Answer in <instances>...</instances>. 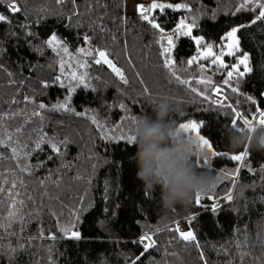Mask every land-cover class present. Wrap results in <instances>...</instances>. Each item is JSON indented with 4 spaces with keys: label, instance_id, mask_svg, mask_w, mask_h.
I'll return each mask as SVG.
<instances>
[{
    "label": "trees",
    "instance_id": "1",
    "mask_svg": "<svg viewBox=\"0 0 264 264\" xmlns=\"http://www.w3.org/2000/svg\"><path fill=\"white\" fill-rule=\"evenodd\" d=\"M8 2L12 0L0 4V14L8 17L0 22V264H131L143 251L134 241L148 232L155 245L139 264H264V152L248 150L245 161L252 170L244 168L239 174V181L247 185L240 201L225 199L233 185L224 181L206 193L219 205L216 211L194 200L187 209L164 210L159 191L146 195L136 178V165L129 160L135 147L114 138L130 135L131 118L152 115L153 104L167 97L173 106L170 118L177 125L203 122L202 134L214 150L228 154L210 157L212 166L198 167L216 176L222 170L233 172L237 162L228 156L245 150H233L224 136L234 114L213 103L215 93L195 81L210 79L221 88L222 102L253 122L258 119L257 110H264V21L250 23L258 12H237L243 0H155L187 3L188 10L155 9L151 15L167 33L183 16L189 23L195 19L198 27L193 34L213 44L217 54L231 27L248 25L237 36L253 70L239 79L234 76L229 85L223 81L230 68L220 69L210 60L188 65L187 60L203 49L188 37L176 40L171 57L177 75L190 81L183 85L164 67L161 44L166 46L167 41L158 44L159 31L140 19L136 10L125 11L124 6L132 8L136 0H64L63 4L16 0L19 13H12ZM52 34L66 43L68 55H58L44 43ZM85 36L90 40L86 42ZM79 48L107 51L128 83L107 65L95 64L96 51L85 57ZM224 59L228 65L236 62L234 57ZM85 61L87 67L81 68ZM73 72L87 73L91 87L77 85L71 79ZM69 86L75 91L70 93ZM191 87L204 91L208 99L191 92ZM232 87L239 91L233 93ZM66 100L73 111L54 107ZM91 116L103 127L93 124ZM41 135L56 143L59 153L48 140L37 149ZM13 147L19 150L17 159L12 158ZM25 165L30 171L21 172ZM10 212H14L11 218ZM183 218L195 241L182 240L169 225ZM179 228L187 231L185 224ZM74 230L79 238L71 236Z\"/></svg>",
    "mask_w": 264,
    "mask_h": 264
},
{
    "label": "snow or ice",
    "instance_id": "2",
    "mask_svg": "<svg viewBox=\"0 0 264 264\" xmlns=\"http://www.w3.org/2000/svg\"><path fill=\"white\" fill-rule=\"evenodd\" d=\"M57 3L63 4L64 0H56ZM75 0H73V3ZM0 4H5V0H0ZM7 8L12 13H19L21 12V7L18 6V3L16 0H12V2L7 3ZM189 9V5L187 3H177L175 5L171 3H158L153 0V2L145 6L143 4H137L136 5V12L139 13V18L146 21L152 28L157 29L160 33V39L157 40V43H161V41L166 40L167 44L166 46L161 44L162 51L161 55L165 56L164 60V67L171 73L173 77L177 80L178 83L183 85H190V81L187 79H181L175 69V61H173L171 57L172 49L176 47V40H178L181 37H188L190 38L195 45L198 48H202L203 50L198 53V55L193 56L189 60H187L188 65L195 64L198 60H210V64L214 66H218L220 69H227L230 68L231 71H227V79L223 81L224 85H229L235 76L237 79L244 77L247 73L251 72L253 69L249 66V55L247 52H243L241 49V41L237 36V33L241 31L242 29L246 28L248 25L245 23H241L238 27L233 26L230 28V30L225 34L224 37H222V41H224L220 46V51L217 54L213 51V44H205L204 37L203 36H197L193 34V29L198 27L196 20L192 19V21L189 23L187 22L189 20L188 16H183L179 23L175 25V27L172 29L171 33L165 32L164 28L161 26V24L156 22L155 16L151 15L152 10L159 9L161 12L166 11L168 9L178 10V9ZM247 10L249 13H257L255 14V18L250 21L251 24H256L258 21H264V0H243V3L239 5V7L236 9L237 12H242ZM8 20V17L4 14H0V22H5ZM85 41H89L90 37L85 36ZM49 48H51L54 52H56L58 55L60 52H63L65 55L69 54L68 47L66 43L60 39L55 34H52L48 40L44 42ZM93 51H96L98 58H94L95 64H104L107 65L108 68L114 73L124 84L128 83V80L125 76V73L121 70V68L117 67L116 64L109 58V55L107 51L104 50H89L85 48H79L77 49L78 53H81L85 57H92ZM225 57H234L235 63L228 65L225 63ZM60 67L63 69L65 66V61L63 59L60 60ZM131 63V61H129ZM79 66L81 68L87 67V62L80 63ZM240 66H243V70H240ZM199 68L201 71L205 70V65L203 63L199 64ZM87 73H83L81 75H77L75 72L71 73V79L77 82V85H83L85 88L91 87L89 83L86 82ZM56 81L59 82L61 80L60 76H57ZM143 83V81H141ZM196 84L205 85L209 88V91L212 93H215L216 99L213 100V103L219 104L221 107L227 106L231 109L232 113L234 114L233 119H231L230 126L237 127L238 130H248L252 131L254 130V127H264V110H257L258 113V119L253 122L252 118H247L245 115L241 114L239 111H237L234 107L231 105H226V102H222L220 100L221 95V88L214 85L213 82L208 78H200L195 81ZM47 87V85H45ZM191 92L196 93L197 95L204 97V99H208V96L205 94L204 91H201L197 89L196 87H191ZM75 87L69 86V92H74ZM145 91H147V88H145ZM231 91L233 93H236L239 91L238 88L232 87ZM247 100L251 101L253 104L256 103V101L253 99L251 95H248ZM25 100H28V97H25ZM70 100V96H69ZM39 107L42 109L45 107V105L41 104ZM57 110H64V111H73L70 106L68 100H66L63 103H58L54 106ZM121 108H124L125 105L121 104ZM77 115H81V113H76ZM34 116H39V112H34ZM93 124H96L98 127H103L99 121L97 120L96 116L90 117ZM132 122H135L136 118L132 117ZM242 121V126H241ZM179 130H182L185 134L193 133L199 142V146L201 148H205L209 154L210 157H224L228 154L223 151H216L214 150V144L210 142L209 139L205 138V136L202 134V128H203V122H197L195 120H189L187 122H181L177 125ZM20 129H17V132H19ZM103 138L105 139H113L111 136L105 135ZM115 139H121V140H127L128 144L133 143V137L131 135H120L114 137ZM11 138L9 137V141ZM46 140L51 144V148L54 152L59 153V148L57 147L56 143H53L44 135H41L36 143V148L39 149L41 144L44 143ZM0 143H3L2 140H0ZM18 152L19 150L15 147L12 148V158L17 159L18 158ZM30 155V153H25V156ZM249 155L247 148H245L244 151H241L239 153H233L232 155L228 156V158L231 161L237 162V167L233 172H228L226 170H222L218 179V183H222L224 181H230L231 184L234 186L236 183L239 182V174L242 169L247 168L249 171H251V166L247 164L245 161V158ZM201 161H197V165L199 166ZM203 164L207 165L209 164V160L202 161ZM21 172H27L30 171L28 166H24L20 168ZM261 172L264 173V166L261 167ZM21 184L23 181L21 180ZM16 187V184H13V188ZM217 188V184L212 187L210 191H214ZM209 191V192H210ZM208 193V192H207ZM205 194L197 193L194 198V203L197 205L202 204V196ZM209 200L214 199L213 197L209 196ZM225 199L228 201L232 200L231 192H229ZM13 205H15L16 201L13 198L12 199ZM219 208L218 204L213 203L211 209L213 211H216ZM14 212L9 213V217H13ZM159 231V229H157ZM179 233V237L187 242H192L196 240V236L191 231H182L178 227L175 229ZM71 236L75 238L80 237V233L78 231H71ZM137 244L142 245L143 251L140 253V255L135 256V258L132 260L131 264H139V261L143 257V255L155 245V241L153 238L148 235L144 234L141 235L137 241H134ZM197 247L199 245H196ZM242 255H244L242 253Z\"/></svg>",
    "mask_w": 264,
    "mask_h": 264
},
{
    "label": "clouds",
    "instance_id": "3",
    "mask_svg": "<svg viewBox=\"0 0 264 264\" xmlns=\"http://www.w3.org/2000/svg\"><path fill=\"white\" fill-rule=\"evenodd\" d=\"M172 110L170 100L161 97L153 104L152 115L137 118L130 129L135 152L129 160L136 165V178L146 195L159 191V204L164 210L187 209L197 193L206 194L219 179L198 167L197 161L209 160L210 154L199 146L195 136L178 129L170 118ZM224 136L233 150L264 152V127L248 131L229 126ZM246 190L245 183H236L231 201L243 199Z\"/></svg>",
    "mask_w": 264,
    "mask_h": 264
},
{
    "label": "rangeland",
    "instance_id": "4",
    "mask_svg": "<svg viewBox=\"0 0 264 264\" xmlns=\"http://www.w3.org/2000/svg\"><path fill=\"white\" fill-rule=\"evenodd\" d=\"M139 2H141V0H136V3H135V5L132 7V8H130V7H127L126 5H125V3H124V7H125V11H127V12H131V11H134V10H136V5L139 3ZM151 4V3H150ZM204 196H202V198H203ZM220 201V200H219ZM216 201L214 200V203H215ZM212 205V204H211ZM186 225V227H187V231H189V229H188V226H187V224H186V218H183V219H181V220H177L176 222H172V223H170L169 225L170 226H173V227H175V228H179V226L180 225ZM179 225V226H178ZM180 229V228H179ZM147 234H150V232H148ZM144 235V234H143Z\"/></svg>",
    "mask_w": 264,
    "mask_h": 264
},
{
    "label": "crops",
    "instance_id": "5",
    "mask_svg": "<svg viewBox=\"0 0 264 264\" xmlns=\"http://www.w3.org/2000/svg\"><path fill=\"white\" fill-rule=\"evenodd\" d=\"M241 126H242V121H241ZM200 165H203V166H212V164H211V158L209 159V164L205 165V164H203V163H200ZM209 196L212 197V195H210V194H205V195H204V197L202 198V204H201V205H211V204L214 203V199H212V200H209V199H208ZM175 222H176V221H175ZM173 223H174V222H173Z\"/></svg>",
    "mask_w": 264,
    "mask_h": 264
},
{
    "label": "water",
    "instance_id": "6",
    "mask_svg": "<svg viewBox=\"0 0 264 264\" xmlns=\"http://www.w3.org/2000/svg\"><path fill=\"white\" fill-rule=\"evenodd\" d=\"M262 96L264 97V93L262 94ZM74 231H77V230H74ZM79 232V231H78Z\"/></svg>",
    "mask_w": 264,
    "mask_h": 264
},
{
    "label": "built area",
    "instance_id": "7",
    "mask_svg": "<svg viewBox=\"0 0 264 264\" xmlns=\"http://www.w3.org/2000/svg\"><path fill=\"white\" fill-rule=\"evenodd\" d=\"M148 1V0H147Z\"/></svg>",
    "mask_w": 264,
    "mask_h": 264
}]
</instances>
